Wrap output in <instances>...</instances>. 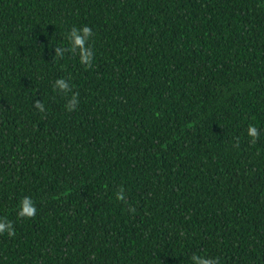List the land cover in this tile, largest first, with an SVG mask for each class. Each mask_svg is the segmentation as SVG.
<instances>
[{
  "label": "trees",
  "instance_id": "1",
  "mask_svg": "<svg viewBox=\"0 0 264 264\" xmlns=\"http://www.w3.org/2000/svg\"><path fill=\"white\" fill-rule=\"evenodd\" d=\"M0 217V264H264V0H0Z\"/></svg>",
  "mask_w": 264,
  "mask_h": 264
},
{
  "label": "clouds",
  "instance_id": "2",
  "mask_svg": "<svg viewBox=\"0 0 264 264\" xmlns=\"http://www.w3.org/2000/svg\"><path fill=\"white\" fill-rule=\"evenodd\" d=\"M94 32L93 29L87 25L80 27L73 26L66 33L67 45L61 44L54 46V62L56 60H63L66 54L78 55L79 64L86 69L91 68L95 60V50L91 45ZM53 91L58 94L70 95L67 103L64 105L65 111L75 112L80 104L79 94L73 92V85L70 79L63 77L57 78L53 83ZM33 107L39 113H46L47 107L44 100L36 101ZM247 135L252 143H255L260 137L259 128L256 125H249ZM115 197L118 201H123L126 198V192L121 187L116 193ZM129 211H134L129 208ZM37 215L36 202L30 197H23L18 205L19 218H34ZM7 234L8 237L15 236L14 223L5 217H0V235ZM189 264H220L218 257H212L207 254L193 253L189 257Z\"/></svg>",
  "mask_w": 264,
  "mask_h": 264
}]
</instances>
